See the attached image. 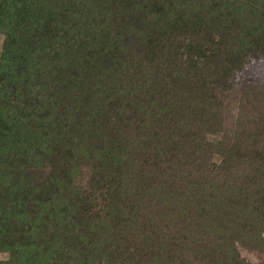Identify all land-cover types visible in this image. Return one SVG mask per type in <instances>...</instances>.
I'll return each mask as SVG.
<instances>
[{
    "label": "trees",
    "instance_id": "16d2710c",
    "mask_svg": "<svg viewBox=\"0 0 264 264\" xmlns=\"http://www.w3.org/2000/svg\"><path fill=\"white\" fill-rule=\"evenodd\" d=\"M0 32V264L264 253V131L216 138L264 0H0Z\"/></svg>",
    "mask_w": 264,
    "mask_h": 264
},
{
    "label": "rangeland",
    "instance_id": "374dc122",
    "mask_svg": "<svg viewBox=\"0 0 264 264\" xmlns=\"http://www.w3.org/2000/svg\"><path fill=\"white\" fill-rule=\"evenodd\" d=\"M3 42L4 35L0 32V55ZM221 111L217 139L249 147L253 136L264 131V53L250 56L242 69L235 72L233 89L227 93ZM213 162L218 163L219 158L214 157ZM235 248L245 262L264 264L263 252L239 243L235 244ZM9 260V253L0 250V263Z\"/></svg>",
    "mask_w": 264,
    "mask_h": 264
}]
</instances>
